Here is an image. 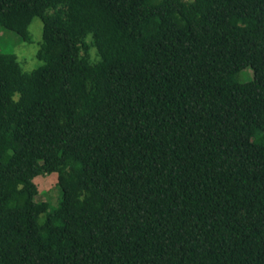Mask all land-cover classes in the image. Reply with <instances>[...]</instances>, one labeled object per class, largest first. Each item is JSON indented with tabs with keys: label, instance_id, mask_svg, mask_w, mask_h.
I'll list each match as a JSON object with an SVG mask.
<instances>
[{
	"label": "trees",
	"instance_id": "trees-1",
	"mask_svg": "<svg viewBox=\"0 0 264 264\" xmlns=\"http://www.w3.org/2000/svg\"><path fill=\"white\" fill-rule=\"evenodd\" d=\"M34 18L36 68L0 51V264H264V0H0Z\"/></svg>",
	"mask_w": 264,
	"mask_h": 264
},
{
	"label": "rangeland",
	"instance_id": "rangeland-1",
	"mask_svg": "<svg viewBox=\"0 0 264 264\" xmlns=\"http://www.w3.org/2000/svg\"><path fill=\"white\" fill-rule=\"evenodd\" d=\"M42 24L38 18H34L29 25V42H23L12 31L0 28V51L11 53L17 57L18 62L25 71H31L39 65L36 52L41 43ZM251 70L246 68L236 76V81L247 82L251 79ZM37 186L36 201H46L51 208H55L61 200V190L57 185V174L40 175L34 178Z\"/></svg>",
	"mask_w": 264,
	"mask_h": 264
}]
</instances>
